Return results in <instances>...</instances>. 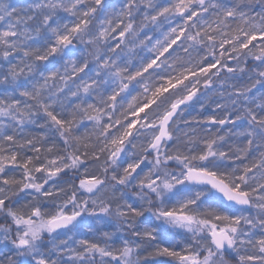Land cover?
<instances>
[{
  "label": "snow or ice",
  "instance_id": "obj_1",
  "mask_svg": "<svg viewBox=\"0 0 264 264\" xmlns=\"http://www.w3.org/2000/svg\"><path fill=\"white\" fill-rule=\"evenodd\" d=\"M0 264H264V0H0Z\"/></svg>",
  "mask_w": 264,
  "mask_h": 264
}]
</instances>
